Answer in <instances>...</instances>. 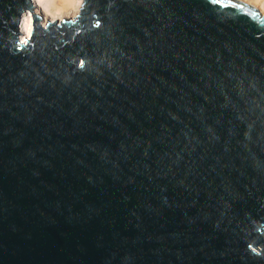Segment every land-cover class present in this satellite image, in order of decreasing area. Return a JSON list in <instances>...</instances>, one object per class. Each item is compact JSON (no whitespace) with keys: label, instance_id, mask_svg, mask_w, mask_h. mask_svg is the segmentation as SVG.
<instances>
[{"label":"water","instance_id":"water-1","mask_svg":"<svg viewBox=\"0 0 264 264\" xmlns=\"http://www.w3.org/2000/svg\"><path fill=\"white\" fill-rule=\"evenodd\" d=\"M33 8L0 0V264H264V15Z\"/></svg>","mask_w":264,"mask_h":264},{"label":"bare ground","instance_id":"bare-ground-1","mask_svg":"<svg viewBox=\"0 0 264 264\" xmlns=\"http://www.w3.org/2000/svg\"><path fill=\"white\" fill-rule=\"evenodd\" d=\"M254 6L264 15V0H242ZM34 5L33 12L40 16V24L44 25L46 20H60L74 16L80 7L82 0H30ZM32 27L30 13L26 10L21 14L19 28L21 30L20 40L29 38Z\"/></svg>","mask_w":264,"mask_h":264},{"label":"rangeland","instance_id":"rangeland-1","mask_svg":"<svg viewBox=\"0 0 264 264\" xmlns=\"http://www.w3.org/2000/svg\"><path fill=\"white\" fill-rule=\"evenodd\" d=\"M242 1V0H241ZM243 2H245V1H243ZM245 3H247V2H245Z\"/></svg>","mask_w":264,"mask_h":264}]
</instances>
